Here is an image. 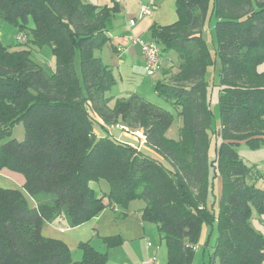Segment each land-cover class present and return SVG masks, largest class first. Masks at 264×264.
<instances>
[{"label": "trees", "instance_id": "16d2710c", "mask_svg": "<svg viewBox=\"0 0 264 264\" xmlns=\"http://www.w3.org/2000/svg\"><path fill=\"white\" fill-rule=\"evenodd\" d=\"M176 9L175 23L151 28L162 55L174 52L179 61L178 71L167 69V81L154 84L183 119L179 138L171 139L170 111L138 94L110 93L115 76L96 52L111 41L119 3L0 0V18L27 39V48L14 50L0 39V140L17 124L26 128L24 141L11 140L0 152V170L25 177L23 190L0 188V264H106L108 254L90 242L80 244L83 258L75 261L64 242L44 237L43 226L78 227L136 200L145 204L143 222L156 224L167 244V264H194L215 224L207 264H263L264 236L251 217L253 209L264 212V190L247 182L252 168L236 147L264 146V0H177ZM209 17L216 18L220 59L222 126L214 133L223 139L214 157L208 93L218 61L203 36ZM43 45L56 57L52 73L33 58L32 48ZM116 126L143 131L151 151L115 139ZM101 181L109 192L99 189ZM103 242L113 248L122 238Z\"/></svg>", "mask_w": 264, "mask_h": 264}, {"label": "rangeland", "instance_id": "374dc122", "mask_svg": "<svg viewBox=\"0 0 264 264\" xmlns=\"http://www.w3.org/2000/svg\"><path fill=\"white\" fill-rule=\"evenodd\" d=\"M145 6L149 8L151 14L155 15V19L158 24L161 26L171 25L175 23L179 15L176 9L177 0H144ZM216 18L209 17L207 23L203 30V36L205 40L208 42L211 52L214 58L217 59L218 64L215 68H211L210 72L214 74L213 80L210 83L209 93H208V100L211 104V109L213 111L212 116V145L210 149V156H215V149L217 145H220L222 142V137L219 133H214V131H218L222 126V116H221V108H220V101H219V82H220V59L216 55V46H217V37H216V30H215ZM0 35L3 37V44L5 46L10 47L12 50L14 49H24L27 46L24 43L19 42V31L16 26L11 23L5 22L0 18ZM20 45V46H19ZM33 58L35 61L41 63L45 69L52 73L56 68V57L52 52V49L48 45L43 46H34L33 48ZM174 53V52H171ZM96 54H99L96 52ZM175 54V53H174ZM98 56V55H97ZM166 57V56H165ZM78 65V62H77ZM122 73V74H120ZM120 73L116 72L115 79L116 85L112 89L116 98L121 97H129L130 95H125L129 93V91L133 88H137L136 90L140 93L146 101L160 106L168 111H170L174 115V122L170 129L167 131L166 136L171 139H178L179 138V129L183 125V119L179 116L178 110L173 107V105L160 97L154 90V83L162 80V76H160L159 72H156L153 75H149L146 69V64L144 65V71L140 73L139 76H135L136 78H131V75L126 70H121ZM163 81V80H162ZM111 135L115 139H119L120 141L129 143V140L125 139L123 136V131L117 127H111L110 129ZM26 137V128L24 123L17 124L10 135L2 138L0 140V152L2 147L10 142L11 140H16L22 142L25 140ZM241 159L245 162L246 165L252 168V172L250 177L247 179L249 184H255L258 188L264 190V146L253 148L246 144L245 142L240 143L236 147ZM2 177H6L4 170H0V188L4 189H11L14 184H12L9 180L3 179ZM8 178V177H6ZM96 186V184H94ZM99 189L102 192H109L110 185L107 181H101L98 184ZM23 188V187H22ZM24 189V188H23ZM219 200V199H218ZM144 202L142 200H136L130 203L128 207V211L130 213L129 218H133L135 213L141 212L142 208L144 207ZM111 212V211H109ZM112 213V212H111ZM132 220V219H131ZM138 221L135 223L140 230L144 227L149 229V233L145 235H141L137 238H133L129 233L128 229L125 228L124 222L125 220L115 221L114 225L106 228L102 223L101 226L103 233H113L118 234L120 233L122 238L124 239L123 245L116 248L115 250H108L106 246L102 243V241H98L95 243L96 248L104 253L109 252V260L108 264H140L139 261L142 258V254L148 250H155V253L152 254V257H156V264H167L168 262V249L166 242L161 238L160 232L158 230V226L153 223H144L141 225ZM251 223L253 227L260 232L264 236V212L260 213L257 209H253ZM92 227H98L95 224L91 225ZM141 226V227H140ZM89 231V230H88ZM81 233V231H79ZM95 232V231H94ZM47 233V234H46ZM45 234L48 237H59V233L48 227L45 230ZM75 234V233H74ZM82 234V233H81ZM78 235V234H77ZM84 236L78 235L80 238L77 241H87L90 236L89 232L87 235L84 233ZM86 235V236H85ZM218 236L217 224H215L211 239H209L210 244L208 246H201L197 249L194 264H207L210 257L214 254V246L216 244ZM80 242V244L82 243ZM148 242H151L152 246H148ZM79 244V245H80ZM80 247V246H79ZM150 253V251H149ZM72 257L75 261H81L83 258V251L80 248L75 249L72 251ZM215 264H220L219 260H215ZM264 264V262H263Z\"/></svg>", "mask_w": 264, "mask_h": 264}, {"label": "crops", "instance_id": "0c3cea01", "mask_svg": "<svg viewBox=\"0 0 264 264\" xmlns=\"http://www.w3.org/2000/svg\"><path fill=\"white\" fill-rule=\"evenodd\" d=\"M83 1L95 4L99 7L113 6L116 2L120 4L122 11L115 20L114 27L110 34L111 41L100 52H98L99 54L97 55L110 67L114 76L116 72L120 73L121 70H126L131 75V78H136L135 76L140 77V73L144 71L145 58L142 55V50L140 46L131 44V36L137 35L146 41H151L152 40L151 28L154 24H158L155 19L154 14H151V15L142 14L141 7L145 6L144 0H83ZM131 20H136L137 23H136V26L130 30L129 22ZM0 39L3 41V37L1 35H0ZM162 56H163L162 57V68L163 69L159 70V74L160 76H162V80L167 81V78L169 77L170 74L168 73L167 75H165L164 72L167 69H170L171 70L170 72L178 71L179 61H178V57L176 53L174 54V53L169 52V53L163 54ZM162 80H159V81H162ZM136 90H138L136 87L134 89L132 88L129 91V93H126L123 96H126V95L131 96L133 94H138L141 97H143ZM110 93L112 95L114 91H111ZM129 97H121V98H129ZM123 136L125 137V139L129 140V144L139 146L143 150L151 151L146 145H141L140 138L130 133H127L125 131H123ZM4 173H5V176L8 178L6 177H2V178L7 179L12 184H14V186L11 189L23 190L22 187H24V184H25V177L23 175L11 172L9 170H4ZM216 191H217L218 198H219L222 192L221 179H218L217 181ZM29 204L32 208L37 207V203L32 198H29ZM109 211H111L112 213ZM141 212H138V213H141ZM138 213H135L133 215V218H129L130 213L128 210L123 211L120 209V207L116 211L110 208H107L98 217L94 218L93 220L81 226L74 227V228L68 226L64 221H57L56 223L55 222L46 223L43 226L42 233L44 237L46 238H51V239L60 240L64 242L72 252L75 249L80 248L79 244L80 242H82V241L78 242L77 241L78 239H75V238H80L78 237V235L84 236L83 235L84 233L87 235V233L89 232V235L87 236H90V237H88L89 239L84 242H90L96 248L95 243L100 240L105 245V243L103 242L104 237H111V236H117V235L122 236L120 233L114 234V235L111 232L103 233L101 229L102 228L101 226L103 225L106 226V228L113 226L114 225L113 223H115V221L125 220L124 222L125 228L128 229L129 233L132 236V239L137 238L141 236L142 234L143 235L148 234L150 231L149 229H146L144 227L142 230H140V228H138L135 224L138 221V219H140L139 221H141L140 224L141 223L143 224V220L141 217L138 216ZM101 223L103 225H101ZM92 224L99 226V229L98 227H95V226L92 227L91 226ZM48 227L56 230L59 233V237L57 238L48 237L46 235L47 233L45 234V230L48 229ZM79 231H81L82 234ZM206 234H207V230L204 229L203 237L201 240V245L204 244ZM123 242H124V239L122 238V243L116 247L108 248L106 245L105 246L109 251L115 250L116 248L123 245ZM153 253H155V250L145 251V253L142 254V258L140 259L139 263L143 264L147 262L150 258H152ZM107 254H108V261L106 264L109 263V260L111 258V255L109 258V252H107Z\"/></svg>", "mask_w": 264, "mask_h": 264}, {"label": "built area", "instance_id": "2783aa9c", "mask_svg": "<svg viewBox=\"0 0 264 264\" xmlns=\"http://www.w3.org/2000/svg\"><path fill=\"white\" fill-rule=\"evenodd\" d=\"M141 12L143 15H151V11L149 10L147 6H142ZM136 23H137L136 20H131L129 22V29L130 30L133 29L136 26ZM18 39H19L18 41L23 42V43H25L27 40L26 37L23 35H19ZM131 44L140 46L142 50V55L145 58V64H146V69L148 71V74L153 75L156 72H159L160 68L162 67V51H161L160 46L153 40L146 41L137 35L131 36ZM116 127L140 138L141 145H146V138L143 134V131L130 132L125 127H122V126H116ZM138 216L142 217V214L138 213ZM148 246H152L151 242H148ZM143 264H156V257L153 256L152 258H150L147 262Z\"/></svg>", "mask_w": 264, "mask_h": 264}]
</instances>
